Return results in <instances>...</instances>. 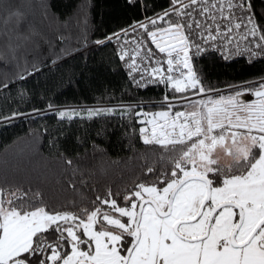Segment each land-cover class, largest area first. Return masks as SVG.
I'll use <instances>...</instances> for the list:
<instances>
[{
    "label": "snow or ice",
    "instance_id": "snow-or-ice-1",
    "mask_svg": "<svg viewBox=\"0 0 264 264\" xmlns=\"http://www.w3.org/2000/svg\"><path fill=\"white\" fill-rule=\"evenodd\" d=\"M93 10L0 0V134L29 123L0 166V264H264V0ZM100 49L118 87L61 100ZM113 135L134 157H109Z\"/></svg>",
    "mask_w": 264,
    "mask_h": 264
},
{
    "label": "trees",
    "instance_id": "trees-1",
    "mask_svg": "<svg viewBox=\"0 0 264 264\" xmlns=\"http://www.w3.org/2000/svg\"><path fill=\"white\" fill-rule=\"evenodd\" d=\"M55 4H57L59 7H63L66 0H53ZM86 3L94 5L93 10V16L95 18V21H99L102 17H107V9L110 3V0H85ZM257 8L259 9L260 0H256ZM32 19L34 20V23L37 25L38 28L47 30L49 28V24L47 21L42 20L40 16V12L38 10L33 11L32 13ZM65 36L68 39V44L65 45V47H79V45L76 43L77 37L72 34L71 30H65ZM89 56L88 60V67L78 69V74L82 71L83 75L80 76V85H73V87L68 88L67 91H64L61 95L60 99L64 100L65 98L68 99L69 102H74L72 100V97L74 95L80 96L83 94V92L88 91L93 88H100L102 85L107 86L109 89L113 87H118L120 81L123 78L122 73H116V74H108L105 75L102 72V57L106 61L107 57L109 55V51L105 49L90 51L87 53ZM75 61H69V63H74ZM66 67V66H65ZM258 67V65L256 66ZM254 69H249V71H252ZM93 78V79H90ZM66 87V84L64 85H57L58 90L63 89ZM159 95V92L157 89L149 88L147 92L140 91L139 96L140 97H149L155 98ZM127 99V96L125 97ZM51 123V121H49ZM116 121H112L111 123L107 124V128L109 129V132H111L114 125H116ZM31 127L35 128L36 125L33 124ZM29 129V123L27 120H17L15 122V127L7 129V137L8 139L5 140V134H0V166L3 165L5 159H8L9 162H13V153L14 150L12 148V142L14 141L15 137H21L24 138V133L27 132ZM107 139V137H105ZM113 143L111 144H105L104 146L108 149L109 157L112 159H115L117 156L125 157V156H132L134 157L133 150L123 149L121 143L116 142V136H112ZM100 142L99 140L97 141ZM9 144V149L6 151L4 148V144ZM124 145L128 143L127 140H124L122 142ZM144 146L142 142L136 143L135 146V152H143ZM49 157V150H48V144L46 143V140L42 138L40 144L38 145V151L36 154L32 157V161L36 164H43L45 159ZM131 164H135L136 160L133 159L130 161ZM119 173H116L115 175L111 176L110 178L115 179Z\"/></svg>",
    "mask_w": 264,
    "mask_h": 264
}]
</instances>
